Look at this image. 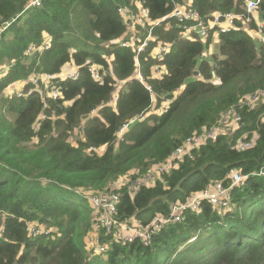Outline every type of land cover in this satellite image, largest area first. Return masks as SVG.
I'll return each instance as SVG.
<instances>
[{"label":"trees","instance_id":"trees-1","mask_svg":"<svg viewBox=\"0 0 264 264\" xmlns=\"http://www.w3.org/2000/svg\"><path fill=\"white\" fill-rule=\"evenodd\" d=\"M32 1L0 0V25L9 23L0 38V264H264V104L237 107L238 129L195 150L163 182L135 194L125 187L118 192L117 218L146 225L216 181L230 187L234 170L244 178L230 187L225 212L203 201L197 213L184 212L143 246L113 240V230L98 224L88 204L118 178L133 172L135 179L164 162L194 132L217 124L223 111L264 89V42L253 39L259 33L264 40V0L249 23L237 21L231 32L210 35L206 43L180 36L168 18L174 5L189 2L207 22L217 13L246 16L245 0ZM136 5L152 20L166 18L137 55L144 82L132 77L136 51L121 46L129 32L117 13ZM212 38L216 67L199 61L202 51L210 53ZM160 41L170 51L160 62L167 73L157 79L151 75L157 64L152 53ZM29 46L40 51L28 54ZM87 64L101 65L102 83L92 79ZM67 65L79 69L76 80L59 78ZM198 72L205 81L196 78ZM32 76L38 77L35 87L28 81ZM45 76L54 77L48 86L59 90L56 100L47 96ZM115 79L121 87L113 96ZM19 81H28L21 96L3 94ZM166 98L172 103L162 111ZM84 121L82 139L69 143ZM242 135L257 138L250 149L238 151L233 145ZM90 147L105 151L100 155ZM28 225L39 231L35 237ZM94 233L107 247L102 253L86 248L85 237Z\"/></svg>","mask_w":264,"mask_h":264},{"label":"built area","instance_id":"built-area-1","mask_svg":"<svg viewBox=\"0 0 264 264\" xmlns=\"http://www.w3.org/2000/svg\"><path fill=\"white\" fill-rule=\"evenodd\" d=\"M258 4L259 0H245L244 10L246 16L240 14L234 15L232 13H217L213 14V18L206 22L196 12L191 10L190 3L187 2L186 4L180 6L175 4L168 18L173 19L178 24V27H180L181 30L180 36L183 39H186L188 41H196L197 38L202 43H206L210 35H213L217 39L218 34L231 32L234 29V25L237 21H241L244 24L249 23L250 17H254V14L258 9ZM32 5L40 6V0H33ZM117 12L121 20L123 21L126 30L129 32L128 39L122 41L121 46L134 48L137 55L143 53L145 48L148 46V42L153 39L151 35L152 28L154 26H158L166 19L163 18L160 20H152L148 10L143 8L141 5H136L134 8H130L128 6L119 7L117 9ZM8 25L9 23H3L0 25V38L1 30L8 27ZM261 25V23L258 24L259 27H261ZM136 28H139L140 30L146 29L147 35L142 40L139 39L136 34H134V30ZM260 39L261 42H264L263 36L260 35ZM36 50L40 51V49H35L33 46H29L27 49V53L33 54ZM169 51L170 44L159 42V45L154 50V54L152 53L153 59H155V61L157 62V64L151 67V75L153 76V78L161 79L163 76H165L166 69L162 67V64L160 62L165 59ZM137 55L135 58L137 70L134 74V79L140 82H144L139 69L140 65ZM208 57L209 53L204 50L199 56V61L202 62L204 60H208ZM211 66L216 67V63H211ZM86 68L87 72L95 82L102 83L104 81V70L101 65L87 64ZM63 73L64 72H61V74ZM79 74V69L76 66L73 67L67 65L65 75L59 78L62 81H74L79 77ZM196 78L205 81L203 75L200 72L196 74ZM53 79L54 77L52 76L44 77L46 86L49 88L50 92H48L47 96L52 100H56L59 95V90L55 87V85H52V87L48 86V84H50V81ZM29 81L32 83V85L36 86L38 77L32 76ZM115 83L116 84L114 86L113 92L117 93L119 91L121 82L115 79ZM146 88L150 90L149 86H146ZM17 95L21 96L22 94L17 93ZM259 98L264 99V89L259 90L255 94L250 96L251 100H257ZM164 101L169 102L168 106L172 103V99L170 98H166L163 100V102ZM245 104H247L249 107H254L252 106L253 102L246 100V98L245 100H241L239 104L232 106L224 111L221 114L217 124L211 126L208 129L194 132L190 137L186 138L181 146L174 150V152L168 159H166L164 162H159L150 166L148 168V171L142 176L133 179V174H128L126 176L118 178L108 187V190H106L105 192L91 195L88 198V203L96 213L95 216L98 224L108 230H113V240L117 242L131 244L137 241L140 242L143 246H147L151 239L156 234H158V232L166 224H174L179 222L184 212L190 211L193 213H197L199 211V206L203 201L207 202L216 213L225 212L230 206V187L236 184H240L244 178L234 170H231L229 172L233 180L230 187H225L223 186L222 182L216 181L212 186L207 187L200 192L192 194L184 203H175L171 205L169 215L167 217L154 216L146 225H142L134 217L129 218L125 221H120L117 218V205L119 203L118 192L123 187H125L131 192V194H135V192L141 187L150 186L154 182H163V177L170 173L174 168L176 169L177 164L184 158L188 157L189 159H192L194 157L193 152L195 150H198L207 142L214 141L221 135H227L225 132V128L231 125H236V129H238L241 122V117L238 115L237 107ZM45 106L46 105L44 104L43 107ZM167 108H165L164 111H166ZM94 111L97 114L98 109H95L92 112ZM41 117L43 118V116ZM140 119L142 120L143 118L141 117ZM124 130H119V133H123ZM81 132H83V128H81ZM256 138L257 136L253 135L251 139L246 140L245 135H242L237 139L233 147L238 151L248 150L253 146ZM88 151L98 153V149L95 147H90ZM260 176L264 178V172L261 171ZM27 231L33 237H35L39 233L37 228L31 225H28ZM90 236L91 237L88 242H85L86 248L93 254L104 252L107 247L105 244L101 243L99 235L94 233Z\"/></svg>","mask_w":264,"mask_h":264},{"label":"rangeland","instance_id":"rangeland-1","mask_svg":"<svg viewBox=\"0 0 264 264\" xmlns=\"http://www.w3.org/2000/svg\"><path fill=\"white\" fill-rule=\"evenodd\" d=\"M123 7V6H122ZM118 13V12H117ZM255 14H257V11L255 12ZM119 15V14H118ZM255 17H256V15H254ZM120 17V16H119ZM121 19V18H120ZM123 22V21H122ZM124 24V23H123ZM137 29H139V28H137ZM139 31H140V34H137V37L139 38V39H143L146 35H147V32H146V29H139ZM152 32H153V28H152V31H151V35H152ZM254 40H255V44L256 45H258L259 43H260V34L259 33H256L255 35H254V38H253ZM214 40H213V38H212V41H211V43H210V45H209V48L211 49V51H210V53H209V57H208V60L209 61H213V59H212V54H213V50H214V48H213V46L215 45L214 44V42H213ZM160 42H162V41H160ZM259 42V43H258ZM163 43V42H162ZM168 44V43H167ZM157 46V45H156ZM155 46V47H156ZM136 51V50H135ZM136 55H137V53H136ZM111 57L110 56H108L107 57V60L108 61H110L111 59H110ZM106 60V61H107ZM163 66V65H162ZM111 67V66H110ZM66 69H67V66H64L63 67V71L61 70L60 71V73H59V77H61V76H63V75H65V73H66ZM61 72H64L63 74H61ZM167 73V72H166ZM60 74H61V76H60ZM133 78H134V75L132 76ZM21 81H19V82H16V83H20ZM16 83H14V84H16ZM15 86V87H14ZM14 87V88H13ZM35 87V86H34ZM120 87H121V85H120ZM120 87H119V89H120ZM9 88H13L11 91L12 92H9L8 91V89L6 90V91H4L3 92V94L5 93V94H8V95H16L17 93H20V92H22V90L21 89H19V88H17L16 87V85H12V86H10ZM179 91H177L176 93H175V95L178 93ZM50 93V92H49ZM20 94H23V93H20ZM116 94L117 93H114L113 92V96H116ZM113 99V98H112ZM164 100V99H163ZM242 100H245V98L244 99H242ZM246 100H248V101H251V102H253V105L252 106H255V105H257V104H264V99L263 98H259V99H257V100H251L250 99V96H248V97H246ZM168 104H169V102L168 101H164V102H162L161 103V110L162 111H164L165 110V108H167V106H168ZM109 106H111V107H115V99H113V100H111L110 102H109ZM226 111V110H225ZM157 112V111H156ZM224 112V111H223ZM222 112V113H223ZM221 113V114H222ZM96 113H95V111L94 112H92V114H91V116H94ZM221 114H220V116H221ZM90 116V115H89ZM220 116H219V119H220ZM219 119H218V121H219ZM83 120H88V117H86V118H84ZM217 121V122H218ZM83 124H84V122L81 124V127L83 126ZM80 127V128H81ZM126 127H127V124H124L122 127H121V129L120 130H124V129H126ZM80 128H75L74 129V131L73 132H71L70 134H69V137H68V140H69V143H71V144H73L74 145V143H75V141L76 140H78V139H82V133H81V130H80ZM236 130V125H231V126H229V127H227V128H225V132H226V134L227 135H230L232 132H234ZM121 136H122V132L121 133H118L117 134V136H116V138H117V141H119V139L121 138ZM33 143H36V140H34V141H32ZM99 153V152H98ZM133 173V172H132ZM115 182V181H114ZM89 204V203H88ZM89 206H90V204H89ZM93 236V235H92ZM90 235L89 236H86L85 237V239H84V242H88V240L90 239ZM81 242H82V244H83V240H81Z\"/></svg>","mask_w":264,"mask_h":264},{"label":"crops","instance_id":"crops-1","mask_svg":"<svg viewBox=\"0 0 264 264\" xmlns=\"http://www.w3.org/2000/svg\"><path fill=\"white\" fill-rule=\"evenodd\" d=\"M110 59H111V58H110ZM206 61L210 62V64L214 62V61H209V60H206ZM62 71H63V68H62ZM28 81H29V80H28ZM28 81H21L20 83H16V84H13V85H16L17 88H19V89L22 90L23 87L25 86L26 82H28ZM14 87H15V86H14ZM14 87H13V88H14ZM13 88H12V89H13ZM12 89H11V88L9 89L10 92H12V91H11ZM175 93H176V92H175ZM98 111H99V110H98ZM85 122H86V121H84V124H83V126H82L81 128H84ZM81 128H80V129H81ZM118 133H119V132H118ZM97 149H98V152H99V153H97V154H100V155L105 151V147H98Z\"/></svg>","mask_w":264,"mask_h":264},{"label":"clouds","instance_id":"clouds-1","mask_svg":"<svg viewBox=\"0 0 264 264\" xmlns=\"http://www.w3.org/2000/svg\"><path fill=\"white\" fill-rule=\"evenodd\" d=\"M95 116V115H94ZM90 117V116H89ZM81 130V129H80ZM81 133H83V132H81Z\"/></svg>","mask_w":264,"mask_h":264}]
</instances>
